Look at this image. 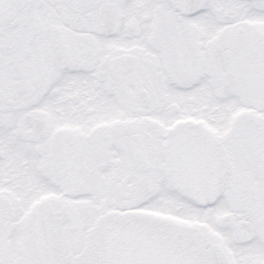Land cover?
Returning <instances> with one entry per match:
<instances>
[{"label":"snow or ice","instance_id":"6c2138e0","mask_svg":"<svg viewBox=\"0 0 264 264\" xmlns=\"http://www.w3.org/2000/svg\"><path fill=\"white\" fill-rule=\"evenodd\" d=\"M0 264H264V0H0Z\"/></svg>","mask_w":264,"mask_h":264}]
</instances>
